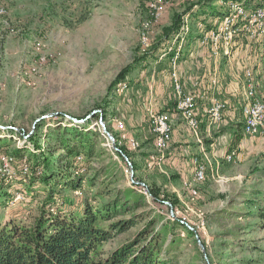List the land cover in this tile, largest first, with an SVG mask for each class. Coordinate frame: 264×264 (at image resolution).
Wrapping results in <instances>:
<instances>
[{"label": "rangeland", "instance_id": "1", "mask_svg": "<svg viewBox=\"0 0 264 264\" xmlns=\"http://www.w3.org/2000/svg\"><path fill=\"white\" fill-rule=\"evenodd\" d=\"M149 1L0 0L7 8L8 24L15 29L10 32L9 25L0 22V147L14 153L19 147H30L31 151V144L36 143L40 150L33 154L26 151L35 163L34 157L42 154L62 157L59 138H73L75 131H68L73 126L92 131L95 157L89 163L81 153L85 174L97 183L110 182L113 193L136 185L147 196L136 210L135 225L117 233L106 244L107 250L131 239L152 216L158 224L177 216L195 230L194 241L183 230H175L182 238L176 264H264V229L254 219L257 210L264 208V139L245 134L251 140L241 150L244 156L220 168L206 164L201 182L193 179L192 163L180 164L166 157L168 151L163 156L156 151L149 112H162L174 98L168 77L169 54L178 49L180 54L199 51L203 46L215 56L209 45H201L193 36L200 34L198 6L184 13L199 0L169 3L157 20L150 14ZM175 14H182V18L188 14V30L170 51V44L159 40ZM215 22L219 20H213L210 28L217 26H213ZM241 37H235L233 47ZM159 42L158 51L149 55ZM127 66L130 69L124 80L112 85ZM197 68L207 67L201 63ZM95 114L97 120L84 123ZM101 114L106 121L100 119ZM101 120L113 142L102 133ZM117 121L124 124L123 131L117 129ZM185 127H189L187 123ZM123 134L134 138L138 147L128 148ZM113 145L125 148L136 166L132 172L122 156L125 153ZM73 160L78 162L79 158L70 157L66 162ZM107 170H112L114 177L105 175ZM28 183L15 180L7 189V202L0 197L1 222L26 221L36 212L30 202L33 197L39 202L46 187L40 182ZM147 185L175 194L179 200L175 212L168 201L164 205L153 203L144 190ZM95 188L84 186L80 194L65 192V196L81 200ZM123 217L127 215L115 220Z\"/></svg>", "mask_w": 264, "mask_h": 264}, {"label": "trees", "instance_id": "2", "mask_svg": "<svg viewBox=\"0 0 264 264\" xmlns=\"http://www.w3.org/2000/svg\"><path fill=\"white\" fill-rule=\"evenodd\" d=\"M214 2L216 0H199L184 13H190L194 6H198L196 25L202 22L205 29L209 30L213 29L210 28L211 22L215 19L220 22L230 11L232 3L241 4L248 9L255 6L264 8V0H220L221 4ZM181 15L175 14L171 24L163 28L160 42H167L179 33L182 26ZM193 16L195 17L194 14ZM217 22L213 26L218 25ZM193 36L200 38V34ZM240 36L245 37L244 34ZM160 42L151 47L149 55L158 51ZM173 53L169 54L168 62ZM145 58L143 57L141 61ZM129 69L130 66H127L121 70L112 85L123 81ZM99 117L106 121L105 114ZM93 119L97 120L98 115H93L84 123L88 124ZM238 126L240 127L241 123ZM73 127L72 130L68 129L69 132L75 131L73 138L63 136L59 138L63 158L60 155L56 157L58 159H53L49 153L42 154L40 158L34 157L36 162H32L26 151L33 154L40 150L36 143L31 144L32 152L29 150L30 147H25L28 150L19 147L14 153L0 147V155L7 159L8 168L14 176L10 178L5 171H0V197L4 199V203L8 199L7 189L15 180L20 183L29 182L28 186L40 182L46 187L44 197L39 202L35 197L32 198L30 206H35L36 212L28 220L0 221V264H176L179 256L176 250L182 238L175 230H183L190 239H193L194 231L190 230L181 218L177 216L173 218L170 213L171 218L161 224H158L155 216L150 217L131 239L115 249L105 248L117 233L125 232L135 225L136 217L139 215L136 210L144 205L147 196L141 192V187L136 185L134 188L127 187L113 193L110 182L104 180L97 183L94 177L85 174L87 170L82 164L81 153L86 156L89 163L95 157L93 132L80 131ZM54 137L58 138L59 134L55 133ZM240 138L241 134H236L229 145V152L235 148ZM118 146L119 151L127 155L125 148L122 145ZM120 152L115 153L120 156ZM70 157L79 158V161L66 162ZM128 160L132 168H136L129 157ZM192 161L193 158L191 159L193 165ZM2 164L0 161V165ZM111 171L107 170L105 175L114 177ZM84 186L88 190L96 188L90 196L86 194L81 200L77 199L79 196L74 198L65 196V192L80 194ZM144 190L150 195L148 198L153 203L164 205L165 201H168L175 212L179 204L175 194L162 191L157 185H147ZM120 215L127 217L115 220ZM254 219L257 226L264 229V208L257 210Z\"/></svg>", "mask_w": 264, "mask_h": 264}, {"label": "crops", "instance_id": "3", "mask_svg": "<svg viewBox=\"0 0 264 264\" xmlns=\"http://www.w3.org/2000/svg\"><path fill=\"white\" fill-rule=\"evenodd\" d=\"M195 34L197 32L193 35ZM186 51L189 52H182L181 59L177 63V78L184 92L196 96L195 114L199 127L197 133L189 127L186 128L185 120L175 109L176 94L171 76V64L168 62V77L174 98L170 99L171 103L161 108L170 115L173 128L171 145L166 157L171 161L176 160L180 164H185L191 163L194 157L203 159L205 156L209 164L220 168L227 163L225 154L229 152V145L236 134L240 133L241 138L231 150L236 152L235 160L244 156L241 150L247 144L246 141L251 140L247 139L248 136L243 131L241 112L244 103V72L246 68L253 71L257 81V93L260 97L264 96V36L257 41H250L242 36L234 47L232 46L229 54L217 58L212 57L208 49L203 46L199 51ZM201 63L207 68H197ZM213 97L228 104L223 119L216 124L209 123L206 112ZM239 123H241L240 127ZM260 136L259 138L263 140L264 134ZM192 170L194 174V167Z\"/></svg>", "mask_w": 264, "mask_h": 264}, {"label": "built area", "instance_id": "4", "mask_svg": "<svg viewBox=\"0 0 264 264\" xmlns=\"http://www.w3.org/2000/svg\"><path fill=\"white\" fill-rule=\"evenodd\" d=\"M176 0H150L149 11L151 16L157 20L161 14L165 11L169 3ZM183 24L179 33L173 36L167 43L175 44L181 40L183 31L188 30L189 17L188 14L183 16ZM0 22L4 25L8 24L7 8L0 3ZM9 25V24H8ZM10 32H14V27L7 26ZM197 28L200 32V44L209 45L212 49L215 58L220 55H227L230 53L232 43L235 37L240 34H244L250 41H257L264 36V8L261 6H255L252 8H245L241 4L232 3L230 5V11L223 16L216 28L206 30L202 22L197 24ZM143 39L146 35L142 33ZM170 51L172 47L169 48ZM173 56L170 59L171 64V76L173 79V87L176 94L175 109L177 113L186 121L190 129L197 133L199 122L195 114L196 110V96L193 93H186L182 90L181 84L177 78L176 67L178 59L180 57L178 51H173ZM245 80L243 84L244 91V103L241 108L243 116V131L246 135L255 136L264 134V96H259L257 93V81L254 77L253 71L250 68H246L244 72ZM264 77V73H263ZM227 108L225 101L213 97L211 105L207 109V115L209 123H219L223 119V113ZM149 117L151 120V131L154 136V144L156 151L160 156L165 155L168 151L172 140V123L170 115L167 112H156L150 110ZM118 130L123 131L124 124L120 121L116 122ZM122 138L126 140L128 147L132 150L138 147L136 140L129 136L122 135ZM236 152L230 151L225 154V161L231 163L235 161ZM154 157V156H153ZM205 157V156H204ZM200 159L199 157L193 158L195 182H201L206 175L207 167L209 164L208 159L205 157ZM0 161L3 162L0 167L4 166V171L7 172L10 177V170L8 168L7 159L0 155ZM131 170L130 166H128ZM191 191L195 192L189 184H186Z\"/></svg>", "mask_w": 264, "mask_h": 264}, {"label": "water", "instance_id": "5", "mask_svg": "<svg viewBox=\"0 0 264 264\" xmlns=\"http://www.w3.org/2000/svg\"><path fill=\"white\" fill-rule=\"evenodd\" d=\"M92 113H94V112H92ZM91 113V114H92ZM68 117V116H67ZM70 119H72V120H74V121H83V120H77V119H75V118H71V117H69ZM100 119H102L101 117H100ZM100 124H101V131H102V133L108 138V139H110L112 142H113V140H114V138H113V136L110 134V132L106 129V126H105V124L102 122V120L100 121ZM113 148L115 149V150H119L115 145H113ZM122 156H123V158L126 160V162L128 163V165L130 166V168H131V172H132V165H131V163H130V161L128 160V157L125 155V154H123L122 153ZM130 172V173H131ZM169 205H170V203H168ZM170 212H171V214H172V210H170ZM185 225L190 229V230H195L194 229V227H192L191 225H189L188 223H185Z\"/></svg>", "mask_w": 264, "mask_h": 264}]
</instances>
